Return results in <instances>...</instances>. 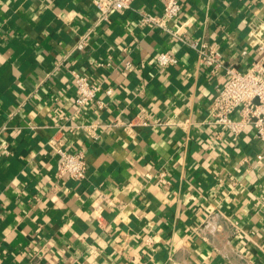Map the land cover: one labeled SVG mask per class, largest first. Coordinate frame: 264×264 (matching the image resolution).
Returning <instances> with one entry per match:
<instances>
[{
	"label": "crops",
	"instance_id": "1",
	"mask_svg": "<svg viewBox=\"0 0 264 264\" xmlns=\"http://www.w3.org/2000/svg\"><path fill=\"white\" fill-rule=\"evenodd\" d=\"M180 1L174 25L189 20L186 28L216 43L226 64L244 71L263 54L250 32L260 25L264 41V0ZM163 4L132 0L97 26L91 0H0V264H264V144L251 128L233 141L207 123L226 79L192 48L139 24V10L160 14ZM88 32L86 51H74ZM162 51L178 64L158 66ZM110 54L134 66L98 67ZM72 68L96 82L109 75L99 91L107 110L76 113ZM59 107L72 125L130 120L142 107L152 124L132 135L100 130L96 139L68 131L66 146L85 152L87 173L60 178L61 157L49 145ZM218 211L240 224L224 246L195 233Z\"/></svg>",
	"mask_w": 264,
	"mask_h": 264
},
{
	"label": "built area",
	"instance_id": "2",
	"mask_svg": "<svg viewBox=\"0 0 264 264\" xmlns=\"http://www.w3.org/2000/svg\"><path fill=\"white\" fill-rule=\"evenodd\" d=\"M97 9L95 25L107 23L114 12H125L132 8V0H91ZM139 24L148 28L162 30L168 37L176 42L192 48L197 55L200 64L207 67L212 74L223 72L225 84L217 88V93L210 105L207 123L218 129V137L221 134H229L233 141H237L241 134L251 128L255 136L264 144V41H261L262 28L258 24H251L250 43L258 45L263 51L259 59L252 62L247 70H239L232 64H226L224 54L216 43L203 38L195 37L186 27L189 20L174 25L183 13V4L180 0H164L160 14L149 10H139ZM89 44V32L81 34L73 46V50L79 53L86 51ZM128 49H123L126 52ZM63 61V60H62ZM61 60L57 66L61 65ZM158 66L167 68L178 64V58L169 51H162L156 55ZM97 66L108 70L123 67L128 70L134 66L127 58L116 62L112 54L98 60ZM72 74L76 113L88 115L89 110L104 111L108 109V103L100 96L99 91L103 83H108L109 75L101 82H96L88 74L77 69L70 70ZM114 88L105 89L107 95H111ZM59 122L56 124L55 134L50 138L49 145L60 155L58 176L81 181L86 178L88 162L86 154L82 150L70 149L66 146L65 135L68 131L84 132L92 138L99 136L100 130H120L127 134H134L137 128L149 126L150 114L147 108H140L137 114L130 120L121 116H115L111 121H103L95 118L93 122L70 124L72 116L67 114L63 107L58 108ZM183 123V124H182ZM176 122L175 125L183 128L187 122ZM160 124V123H159ZM161 124H169L163 121ZM183 125V126H182ZM7 128L6 126L3 129ZM5 154L11 153L7 143L3 144ZM264 159V152L258 156ZM151 178V174H147ZM157 182L162 185L168 182L166 170L160 169L157 173ZM264 200V193L262 196ZM224 231L225 234H222ZM240 232V224L231 220L223 212L211 213L203 224L195 230V233L208 242L218 245H227L230 239Z\"/></svg>",
	"mask_w": 264,
	"mask_h": 264
}]
</instances>
